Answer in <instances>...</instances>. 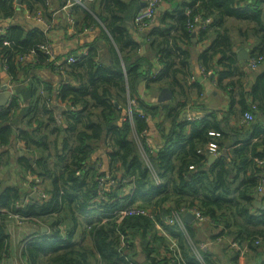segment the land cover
<instances>
[{"label": "trees", "instance_id": "obj_1", "mask_svg": "<svg viewBox=\"0 0 264 264\" xmlns=\"http://www.w3.org/2000/svg\"><path fill=\"white\" fill-rule=\"evenodd\" d=\"M81 1V10L103 23L107 35L64 61L44 53L49 44L41 33L1 28L0 71L9 76L13 94L0 109V264L9 255L5 221L15 216L29 221L35 235L21 249L23 264H167L178 255L180 264H219L198 251L190 227L165 224L188 210L208 219L213 240L236 245L225 257L231 264H264V194L258 200L263 208L254 205L264 187V125L255 121L264 115V72L245 89L232 51L247 47L248 64L264 59V0H191L139 33L133 20L142 0ZM17 4L36 17L49 15L51 0H0V19H11ZM195 18L208 22L192 42ZM207 42L199 67L217 74L231 105L238 100L232 112L238 126L231 130L225 118L203 116L190 102L192 93L201 94L191 51ZM142 45L147 53L139 56ZM69 57L75 61L68 63ZM41 70L54 78L43 79ZM141 82L150 94L168 89L172 106L146 104L136 94ZM129 100L135 102L132 121L125 112ZM187 111L201 119L185 121ZM245 113L253 116L248 126L241 123ZM149 121L158 123L155 146L146 142ZM211 140L218 151L209 164L205 147ZM98 153L107 160L105 172ZM37 187L46 199L30 197ZM131 206L149 214L119 220L116 213Z\"/></svg>", "mask_w": 264, "mask_h": 264}, {"label": "crops", "instance_id": "obj_2", "mask_svg": "<svg viewBox=\"0 0 264 264\" xmlns=\"http://www.w3.org/2000/svg\"><path fill=\"white\" fill-rule=\"evenodd\" d=\"M86 1H88L89 3L93 2V0H86ZM190 1L191 0H163L162 3L158 6L156 17L150 26L156 27L158 25L157 20H159V18L163 14L171 13L175 7L177 8L181 7L182 5H184L185 3H189ZM247 1L248 3L251 2L255 3L256 1H260V0H247ZM60 2L62 1L51 0V5L49 7V15L45 13L42 14L41 16L37 15L36 17L29 14L28 11L21 9L20 5L17 4L15 14L11 19H7V20L0 19V29L7 28L9 26H19L23 29L25 36L30 34L31 32L41 33L45 37V39L47 40L50 46L49 50L51 55L53 56L52 59L49 57L50 60L57 59L59 61H64L67 56L83 53L90 46H93L94 44L97 43H102L103 36L107 35V31L103 23H101L97 18L92 16V14L89 11L87 12V14L84 11H82L81 9H83V7L81 6H73L71 8H65V7H60ZM96 10H98L97 6H96ZM70 13H72L73 19L71 18ZM88 16H91V18H89ZM74 20L76 21L75 22L76 24L74 23ZM83 20L85 21L83 22ZM193 32H195L194 38H196L199 32V27L194 28V30H192V33ZM129 33H131L132 36H136V34L133 33V29L131 25H129ZM249 43H253V41H250ZM209 44L210 42H207L203 45L201 44L196 45L195 47L192 48L191 51L195 78L200 84L201 94L196 95L195 93H192L190 96V102L192 103V105H194L195 108H197L196 109L197 113H200L203 116L207 115L210 112H213L217 121H220L221 119L225 118L226 122L224 123V127L227 130H231L232 128L234 129L235 127L238 126V124L235 122V120L237 121L238 119V115L236 116L232 115L233 110L238 107V100L237 99L234 100V103L231 105L230 97L229 94L227 93L228 92L227 89L226 91H223L217 85V74H213L212 72L206 73L203 68L199 67L198 64L200 54ZM142 49H144L143 54L147 53V46L142 45V47L140 48L139 56L143 55L141 54ZM232 51L237 54L238 51H246L248 53L249 50L247 47L243 45L241 46L239 45V46H234ZM248 55L249 54H247V57H249ZM237 58H238V54H237ZM214 61H216V58ZM246 61L247 60L239 59L243 71V78L241 80L242 86L245 89H248L253 85L256 77L262 72H264V59L255 69H250V67L248 66V62ZM153 67L154 70L152 72L156 73L159 70V65L157 64V62L153 61ZM217 69H218L217 67H214L213 70L216 71ZM2 71L5 72V70H1L0 72ZM40 75L45 80L54 78L49 72H46L44 70L40 71ZM2 82H3V78L0 76V86ZM23 90H24V94L27 96L26 89L24 88ZM136 94L138 97L142 98L146 104H154V103L157 104L156 98L159 95V93H155V94L148 93L145 90L144 83L142 82L139 84L136 90ZM171 100L158 104L172 106V103H170ZM250 101H251L250 99L247 100L248 105L250 104ZM198 107L202 108V110H200ZM128 109H131L129 105L127 106L126 111H128ZM255 116H256L255 121L256 120L258 121L256 124L264 125L263 122L264 115L256 114ZM156 123H157L156 121L148 122V131L145 133L147 137V141L148 143H150V145L148 146H155L159 142L158 139L159 133L156 129L157 127ZM164 127L166 129V132H168L169 125L168 124L164 125ZM225 153L226 152H224L223 154ZM23 154L24 153L22 151L17 152V156ZM97 158L103 160V165L101 169L103 172H105L108 166L107 160L104 158V155L102 153H98ZM261 192L263 193V190ZM182 221H183V216H182ZM183 224L184 226H188L192 229L193 240L196 243H199L198 251L202 252L200 248L201 246L204 245L206 246L205 252L207 251L209 254H212V259H216V261H218V259H221V262L219 264H231L229 262V259L225 257L227 256V252H229L231 248L233 249L234 245H232L231 242H228V240L223 238L213 240V235L215 234V232L211 229L213 227L211 226V224L206 222H197L195 221V219L189 224H186L185 222H183ZM9 235H10V240L12 237L15 238L18 237V235L15 232H10ZM23 238L24 237H22L20 241H17L15 243H12L11 241L9 242L10 244L9 255L7 256V258H5V264H19L18 261L15 259L16 257L15 254H17L21 259V254H20L21 249L31 237L28 236L25 237L24 239ZM214 263L218 264L215 261Z\"/></svg>", "mask_w": 264, "mask_h": 264}, {"label": "built area", "instance_id": "obj_3", "mask_svg": "<svg viewBox=\"0 0 264 264\" xmlns=\"http://www.w3.org/2000/svg\"><path fill=\"white\" fill-rule=\"evenodd\" d=\"M46 1H48V0H46ZM142 2L144 3V6L137 13V15L135 16V18L133 20V27L137 33L147 29L153 23V21L156 17L158 6L162 3V0H142ZM73 4L84 7V4L82 3L81 0H67V6L65 8H69ZM207 22L208 21L204 22V21H200L198 18H195L194 22H193L194 24L189 27L190 28L189 30L192 31V30H194V28H196L198 26L204 27L206 25L205 23H207ZM3 35H4V31L0 29V36H3ZM4 45H8V42L4 41ZM49 48H50V46H46L43 48V51L47 56H49L52 59L53 56L51 55ZM30 58L31 57H22L20 59V61L31 60ZM261 60H262V58H257V59L251 60L248 64V66L250 67V69H255L256 67H258ZM74 61H75V59L72 57H69L67 59L68 63H73ZM8 86H9V90L12 93L11 84L9 83ZM128 105H129V107H132V106L134 107L135 102L133 100H129ZM126 116L129 119V121H132L133 116H132L131 109H128V111H126ZM139 116L141 118H145L147 120V117H144L143 114L140 113ZM200 119H201V115L196 114V113H191L190 111H187L184 115L185 121L192 122V121H198ZM252 121H253L252 114L245 113L243 118H242L241 123L244 124L245 126H248ZM208 136L215 137V136H218V134L214 133V132H209ZM146 142H147V145H150V143H148V141H146ZM141 151H142V149H141ZM217 151H218L217 144L212 140L209 141L205 147V154L208 156H215L216 157ZM260 164L264 165V162H261ZM193 169L194 168L192 166L189 167V170H193ZM103 184H104V180L101 179L100 185H99L100 189L103 186ZM261 191L262 190H260V192ZM33 193H36L37 197H39L41 199H46V195L38 187L33 189ZM187 212H191L194 215L195 221H197V222L210 223L207 218L203 217L196 210H188L186 212L182 211L181 213H183V215H184ZM148 214H149V211H147L146 209H141V208H138L135 206L125 207L123 210L116 213V215H118V217H119V220L126 217V216H129V215L146 216ZM7 223H8L7 224L8 227H6V228L9 229L7 231L8 235L10 232H15L13 229H15L16 226H22L24 224L25 225L28 224V227L31 229L28 232L29 237H31L30 239H32L35 236L33 234L34 233V230L32 228L33 225L29 221H27L26 219L23 220V219H20V218L15 216L13 218H10V220H8ZM165 224L168 226L176 225L181 231H184V224H183V221H182V219L178 213H174L171 218L165 219ZM9 227L12 229H10ZM157 229H160V227L157 226ZM232 245H234V247L236 246L235 244H232ZM171 248H174V244L171 245ZM205 249H206V246H204V245L201 246V248H200V250L202 252H205ZM194 253H195L197 259L201 261V256H200L199 252L195 251ZM178 257H179L178 261H174L173 258H171L167 264H180L181 258L179 255H178Z\"/></svg>", "mask_w": 264, "mask_h": 264}, {"label": "water", "instance_id": "obj_4", "mask_svg": "<svg viewBox=\"0 0 264 264\" xmlns=\"http://www.w3.org/2000/svg\"><path fill=\"white\" fill-rule=\"evenodd\" d=\"M140 6L143 7L144 3L141 2ZM194 37H195V32H193L191 35L192 42H195ZM143 53H144V49H142V51H141V54H143ZM237 54H238L239 59L247 60V54L248 53L246 51H238ZM0 76L3 78V82L1 83V86H0V109H1V108H5L8 106V103H9V100L11 98L12 93L9 90V86H8L9 81H10L9 76L3 71L0 72ZM171 99H172V95L169 92V90L163 89L159 92V95L156 98V102L157 103H163L166 101H170ZM115 106L116 107L118 106L117 103H115ZM215 159H216L215 156L209 157L208 163L211 164ZM263 194H264V187H263V193L261 192V193L254 195V198L256 199L254 205L260 209H262L263 207L261 206V203L258 200H259V198H261V196ZM30 197L35 198V197H37V195H36V193H31ZM193 220H194V215L191 212H187L183 215V222H185L186 224L191 223ZM41 231L45 232L46 229L43 228V229H41ZM141 259H143V257Z\"/></svg>", "mask_w": 264, "mask_h": 264}, {"label": "rangeland", "instance_id": "obj_5", "mask_svg": "<svg viewBox=\"0 0 264 264\" xmlns=\"http://www.w3.org/2000/svg\"><path fill=\"white\" fill-rule=\"evenodd\" d=\"M84 5H86L85 3H84ZM10 219V218H9ZM8 219V220H9ZM8 220L7 221H5V222H8ZM8 224V223H7ZM6 224V227H8V225ZM10 228V227H9ZM10 229H12V228H10ZM6 230L8 231L9 229H7L6 228ZM14 231H15V233L18 235V237L17 238H15V237H12L11 238V240H9V242L11 241L12 243H15V242H17V241H20V239H22V237H28L29 235H28V232L31 230L29 227H28V224H24V225H22V226H16V228L15 229H13ZM9 237H10V235H9ZM23 238V239H24ZM10 239V238H9ZM84 244L85 245H88V242H87V239H85L84 240ZM9 247H10V244H9ZM16 255V257H15V259L18 261V263L19 264H22V260L20 259V257L17 255V254H15ZM19 257V258H18ZM20 259V260H19Z\"/></svg>", "mask_w": 264, "mask_h": 264}, {"label": "clouds", "instance_id": "obj_6", "mask_svg": "<svg viewBox=\"0 0 264 264\" xmlns=\"http://www.w3.org/2000/svg\"><path fill=\"white\" fill-rule=\"evenodd\" d=\"M9 83H10V81H9ZM33 193V192H32Z\"/></svg>", "mask_w": 264, "mask_h": 264}]
</instances>
